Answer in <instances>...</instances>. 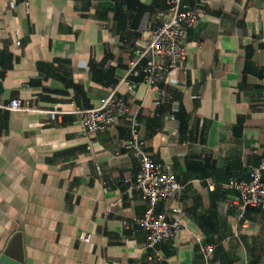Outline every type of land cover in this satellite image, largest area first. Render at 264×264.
I'll list each match as a JSON object with an SVG mask.
<instances>
[{
	"label": "crops",
	"instance_id": "obj_1",
	"mask_svg": "<svg viewBox=\"0 0 264 264\" xmlns=\"http://www.w3.org/2000/svg\"><path fill=\"white\" fill-rule=\"evenodd\" d=\"M187 3L198 18L184 68L163 77L155 104L140 67L128 68L167 0H0V98L42 110H0V255L19 232L23 264H264V209H239L226 187L264 159V0ZM113 89L130 113L83 134L73 111ZM55 107L63 113L44 112ZM131 113L181 186L155 207L182 224L173 245L146 248L136 224L145 204L138 159L123 147ZM199 241L214 246L208 261Z\"/></svg>",
	"mask_w": 264,
	"mask_h": 264
},
{
	"label": "built area",
	"instance_id": "obj_2",
	"mask_svg": "<svg viewBox=\"0 0 264 264\" xmlns=\"http://www.w3.org/2000/svg\"><path fill=\"white\" fill-rule=\"evenodd\" d=\"M24 4L26 7L27 3ZM13 5L11 3V6ZM197 18V9L189 7L187 0H167L165 17L151 31L149 38L133 49V58L129 62L128 72L137 66L140 67L142 81L147 89L157 96L155 104H158L165 94V88L160 85L163 77L172 70L184 68L186 59L183 46L184 35ZM121 81L126 84L129 94L133 95L135 87L127 76H123ZM0 110L42 111L22 104L18 98H11L8 101L0 98ZM44 112L63 113L56 107ZM73 113L78 115L83 134L86 135L108 130L113 126L117 116L130 113V109L124 98L117 94L116 89H113L100 98L97 106L74 110ZM123 147L129 150L139 162L140 172L135 178L134 186L145 204V210L142 216L136 219V224L146 234V248L152 249L160 244L173 245L182 224L178 218L168 219L163 214L157 213L155 207L162 199L177 197L181 186L167 164L154 161L146 152L136 113H131L129 133L123 142ZM249 176L248 181L231 179L226 183V187L238 193L239 209L242 210L247 206L264 209V159L251 168ZM171 211L174 214L182 213L178 205L172 207ZM78 239L88 243L91 236L82 232ZM199 253L204 261H208L214 253V246L199 241Z\"/></svg>",
	"mask_w": 264,
	"mask_h": 264
},
{
	"label": "water",
	"instance_id": "obj_3",
	"mask_svg": "<svg viewBox=\"0 0 264 264\" xmlns=\"http://www.w3.org/2000/svg\"><path fill=\"white\" fill-rule=\"evenodd\" d=\"M0 92H1V87H0ZM20 239V234H15L5 249L2 251L0 255V264H23L22 258L17 255H14V251L16 247L18 246V241Z\"/></svg>",
	"mask_w": 264,
	"mask_h": 264
}]
</instances>
